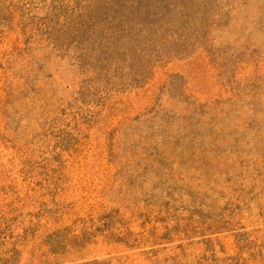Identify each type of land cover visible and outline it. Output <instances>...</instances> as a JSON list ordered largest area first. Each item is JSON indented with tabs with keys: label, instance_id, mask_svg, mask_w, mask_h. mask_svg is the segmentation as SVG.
I'll list each match as a JSON object with an SVG mask.
<instances>
[{
	"label": "rangeland",
	"instance_id": "rangeland-1",
	"mask_svg": "<svg viewBox=\"0 0 264 264\" xmlns=\"http://www.w3.org/2000/svg\"><path fill=\"white\" fill-rule=\"evenodd\" d=\"M0 264H264V0H0Z\"/></svg>",
	"mask_w": 264,
	"mask_h": 264
}]
</instances>
